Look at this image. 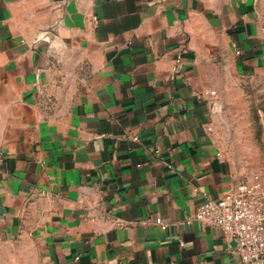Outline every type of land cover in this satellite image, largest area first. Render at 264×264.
<instances>
[{
  "label": "crops",
  "instance_id": "0c3cea01",
  "mask_svg": "<svg viewBox=\"0 0 264 264\" xmlns=\"http://www.w3.org/2000/svg\"><path fill=\"white\" fill-rule=\"evenodd\" d=\"M246 82L264 0H0V264H231L183 221L264 179L221 142Z\"/></svg>",
  "mask_w": 264,
  "mask_h": 264
},
{
  "label": "built area",
  "instance_id": "2783aa9c",
  "mask_svg": "<svg viewBox=\"0 0 264 264\" xmlns=\"http://www.w3.org/2000/svg\"><path fill=\"white\" fill-rule=\"evenodd\" d=\"M193 221L214 227L234 240L236 258L231 264H264V179L260 173L235 180L217 198L205 196L194 216L183 223ZM154 222L161 230H167L168 223L163 218L156 217ZM179 244L183 246V241Z\"/></svg>",
  "mask_w": 264,
  "mask_h": 264
},
{
  "label": "rangeland",
  "instance_id": "374dc122",
  "mask_svg": "<svg viewBox=\"0 0 264 264\" xmlns=\"http://www.w3.org/2000/svg\"><path fill=\"white\" fill-rule=\"evenodd\" d=\"M239 89L242 91L234 90L230 104L223 109L221 142L231 158H244L246 165L264 164V91L250 82Z\"/></svg>",
  "mask_w": 264,
  "mask_h": 264
}]
</instances>
